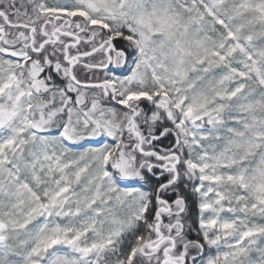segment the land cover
Here are the masks:
<instances>
[{
  "label": "snow or ice",
  "instance_id": "1",
  "mask_svg": "<svg viewBox=\"0 0 264 264\" xmlns=\"http://www.w3.org/2000/svg\"><path fill=\"white\" fill-rule=\"evenodd\" d=\"M0 264H264V0H0Z\"/></svg>",
  "mask_w": 264,
  "mask_h": 264
},
{
  "label": "rangeland",
  "instance_id": "2",
  "mask_svg": "<svg viewBox=\"0 0 264 264\" xmlns=\"http://www.w3.org/2000/svg\"><path fill=\"white\" fill-rule=\"evenodd\" d=\"M190 199H191V204H192L193 210L195 212L192 219L194 220L195 226L198 227V223H196V221H197V214H198V208H197V206H196V204L194 202L195 201V198L194 197H191Z\"/></svg>",
  "mask_w": 264,
  "mask_h": 264
},
{
  "label": "trees",
  "instance_id": "3",
  "mask_svg": "<svg viewBox=\"0 0 264 264\" xmlns=\"http://www.w3.org/2000/svg\"><path fill=\"white\" fill-rule=\"evenodd\" d=\"M189 204H190V216H189V220H190V222H193L194 223V220L192 218H193V215H194L195 212H194L193 207H192V204H191V199L189 201ZM194 225H195V223H194ZM192 235L194 236L195 233L193 232Z\"/></svg>",
  "mask_w": 264,
  "mask_h": 264
}]
</instances>
